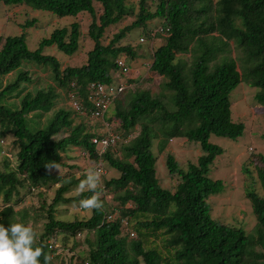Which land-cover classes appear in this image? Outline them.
Returning <instances> with one entry per match:
<instances>
[{
    "label": "trees",
    "instance_id": "trees-1",
    "mask_svg": "<svg viewBox=\"0 0 264 264\" xmlns=\"http://www.w3.org/2000/svg\"><path fill=\"white\" fill-rule=\"evenodd\" d=\"M0 2L6 6H27L59 18L88 13L92 17L88 37L94 43L86 65L63 69L55 56L45 54V49L56 47L67 56L75 55L83 36L78 22L54 30L33 51L24 34L0 37V138H11L18 147L15 170H0V225L28 226L29 214L16 211V206L25 202L23 190H41L67 180L56 192L48 210V222L35 245L50 256L56 254L58 242H63L64 247L72 243L70 251L81 248L79 239L85 234L94 238L86 237L88 250L74 253L70 264H264V195L254 189L246 190L256 219L251 232L214 219L209 203L211 196L225 189L222 180L209 175L215 160L224 153L221 146L211 142V137L236 141L246 128L244 123L233 121L230 94L245 83L259 90L255 100L264 106V0H138L137 5L129 0ZM95 3L103 10L98 17ZM152 4L156 5L155 11ZM127 18L135 21L104 45L106 30ZM155 19L163 20V25L147 31V25ZM36 23L33 19L23 28ZM139 28L152 40L164 38L153 53L150 69L167 80L163 88L171 95L154 97L150 91L127 89L120 94L109 121H117L118 129L125 135L139 126L140 132L122 147L123 159L114 156L113 148L100 157L92 142L99 137L98 133L89 132L83 124L76 125L73 115L96 121L77 114L69 105L70 96L77 94L90 109L92 83L109 85L119 81L112 73L121 75L117 61L125 59L131 66L139 53L131 45H118ZM160 28L163 32L153 35ZM231 43L242 51L241 71L237 61L227 55L232 52ZM187 54L194 58L189 70H185L181 58ZM29 67L48 69L54 86L31 89L29 86L35 82ZM10 75H14L13 80L4 82ZM64 95L70 110L57 108ZM56 109L52 117H47ZM61 134L64 136L59 137ZM173 139L198 143L202 155L197 164L188 163L186 168L173 155L167 156L169 175L181 178L170 191L162 188L157 179L153 145L157 140L163 153ZM70 150L95 165L101 159L103 165L117 170L119 177L102 180V193L108 190L116 194L117 211L107 213L103 207L91 210V215L83 218H57L58 205L74 204L79 209V201L93 195L85 191L66 196L85 178L84 173L79 178H69L61 176L58 170L49 173L45 168L54 162L60 169L77 170V166L68 164L70 157L66 154ZM250 165L255 168L264 192V155H254ZM244 172L251 174L246 166ZM101 201L104 204L102 197ZM111 215L115 216L108 220ZM123 220H128L132 231L136 221L138 239L129 240L130 233L124 236ZM151 235L164 238L163 251L147 247ZM40 260L43 264V257Z\"/></svg>",
    "mask_w": 264,
    "mask_h": 264
},
{
    "label": "rangeland",
    "instance_id": "rangeland-1",
    "mask_svg": "<svg viewBox=\"0 0 264 264\" xmlns=\"http://www.w3.org/2000/svg\"><path fill=\"white\" fill-rule=\"evenodd\" d=\"M137 2L138 0H129V3L133 5H137ZM151 9L152 11H155L156 5L152 4ZM95 10L97 17L102 15L103 10L97 3H95ZM33 19L37 20L34 27L24 29V25ZM134 21L135 18H127L122 23L109 27L103 38V44L108 45L116 34L126 26L131 25ZM72 22H78L80 24L81 32L83 34L78 52L73 56H67L58 51L56 47L45 49V54L55 56L61 62L63 69L66 67H81L87 64L88 52L94 47L93 41L88 37L89 26L92 23V17L90 14L81 13L76 18H59L48 12L32 10L27 6H6L0 2V37L20 36L24 34L26 36L27 45L32 51L39 47L40 42L44 38L50 37L54 30L68 26ZM162 25L163 20L155 19L147 25L146 30L151 31V29ZM145 33L146 31L143 28L133 30L118 45H131L139 53V58L132 61V63L130 62L132 66V72L130 75L122 77L118 76L117 73H112L118 78L117 80H124L127 82V90H130V92L146 90L150 91L154 97H160L161 94L162 96L169 97L171 93L163 88V84L167 82V80L150 69L153 53L158 46L163 43L164 38L159 37L156 40H152L146 37ZM141 38L145 39V42H140L139 40ZM231 48L232 52L227 53V55L233 57L237 61L238 69L241 71L239 58L242 57V51L235 48L234 43H231ZM181 58L185 70L191 69L194 58L191 57L190 54L184 55ZM28 69L32 71L33 80L35 82L33 85L29 86L31 89L47 88L48 85L54 86L51 73L48 69H45L44 67H29ZM13 78L14 75H10L4 78L3 81L9 82L12 81ZM258 91V89L251 88L247 84L242 83L230 94L233 121L238 123L242 122L246 127L242 137L236 141L216 136L211 137V142L221 146L224 149V153L215 160L209 175L214 180H222L225 185V189L221 194L209 198L212 217L223 224L243 228L247 232L253 230L256 224V219L253 215L251 202L246 196V190L254 189L259 194L264 195L257 179L256 170L250 165V160L253 161L254 155H264V106L258 104L255 100V95ZM63 98V101L61 100L58 103L57 108L61 107L70 110L65 95ZM114 109L115 106H112L109 112L110 116L113 115ZM56 111L57 109L51 111L47 117H52ZM46 118H43L42 121L45 122ZM73 118L76 125H85L89 132H102V128L98 122H93L84 117L74 115ZM118 131L123 134V141L116 148H113L112 152L115 157L123 159L124 154L122 153V147L125 144H129L136 136H138L140 126L134 129L129 135H125L122 130L120 131L118 129ZM63 136L64 134L59 135V137ZM17 151L18 147L14 142L12 143L11 138H8V140L0 138V170H15ZM153 152L157 157L156 176L159 184L162 188L170 191H173L176 188L181 181V178L179 176L169 175V171L166 167L167 156L169 154L173 155L179 162L180 166L186 168L188 163L197 164L199 157L202 155V150L199 144L189 142L187 139L171 140L167 144L163 153H160L158 149V141L156 140L153 145ZM66 156H69L70 159L65 157V161L67 159V161L70 162L68 163L69 165L77 166L78 169H59L57 173L64 177L70 176L69 178H79L85 173L86 169L95 168L97 166L93 161L82 158L77 151L70 150ZM244 166L251 171V174H246L244 172ZM104 170L106 172L102 179L104 182L119 177L117 170L113 169L106 163L104 164ZM66 182L67 180L61 184L53 183L47 187H43L41 190H23L25 193V202L16 206V211L24 210L29 214L28 226L33 227L37 231L38 238L43 233L44 225L48 222V210L53 203L56 192ZM77 186H74L72 192L66 196H75L77 194L75 192ZM101 197L104 200L103 207L107 213L114 210L117 211L119 202L116 200V194L106 190ZM2 198L3 196H0V210L3 208ZM56 209L57 218L67 221L73 220L75 217L83 218L91 215L90 211L81 208L76 209L74 204L66 206L58 205ZM133 224L134 231L130 230L129 232L124 233V236L130 232L134 233L133 236L130 235V237H128L129 240L138 239V233L135 229L136 221L133 222ZM86 237L90 239L94 238L93 235H82L79 239L80 243H82L80 246H82L75 251L68 250V248L72 246V243H69V246L64 247L62 245L63 242H58V246H60L58 250H56V254L60 255L56 256V254H51V264H70V258L74 253L77 254L78 250H88L86 243H84L87 239ZM163 239L164 238H161V235L158 238L151 235L147 242V247L158 248L163 251Z\"/></svg>",
    "mask_w": 264,
    "mask_h": 264
},
{
    "label": "clouds",
    "instance_id": "clouds-1",
    "mask_svg": "<svg viewBox=\"0 0 264 264\" xmlns=\"http://www.w3.org/2000/svg\"><path fill=\"white\" fill-rule=\"evenodd\" d=\"M45 168L51 173L53 170L59 171L60 165L53 162ZM84 176L75 192L79 195L90 191L93 195L80 200L79 207L87 211L101 210L102 170L99 167L88 168ZM37 241L38 233L31 226L22 223H12L8 227L0 225V264H41V257L43 264H51L52 257L42 247L35 246Z\"/></svg>",
    "mask_w": 264,
    "mask_h": 264
},
{
    "label": "built area",
    "instance_id": "built-area-1",
    "mask_svg": "<svg viewBox=\"0 0 264 264\" xmlns=\"http://www.w3.org/2000/svg\"><path fill=\"white\" fill-rule=\"evenodd\" d=\"M158 32H163L162 28L154 31L153 35H156ZM140 42H144V39L141 38ZM117 67L121 75L129 76L132 72L131 66L127 64L125 59H119L117 61ZM118 74V76H121ZM128 85L125 81H115L109 85L102 83H92L89 86V101L92 103V107L87 109L84 104L78 99V95L72 93L70 96L69 105L71 108L81 116H87L91 120L98 122L102 128V132L98 133L99 137H94L92 142L98 147V155L100 157L106 153L110 148H116L122 141L123 135L118 131L119 123L112 119L109 121L110 115L109 112L115 102V100L122 94ZM107 142V143H105ZM96 167H99L102 170V177L106 174L104 170V165L100 159ZM114 215L109 216L108 220H112ZM130 224L128 220L122 221L123 232L130 231ZM130 235L133 236L134 233L130 232Z\"/></svg>",
    "mask_w": 264,
    "mask_h": 264
}]
</instances>
